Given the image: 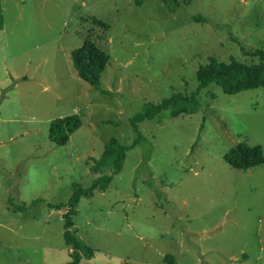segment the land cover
I'll return each instance as SVG.
<instances>
[{
    "label": "rangeland",
    "instance_id": "obj_1",
    "mask_svg": "<svg viewBox=\"0 0 264 264\" xmlns=\"http://www.w3.org/2000/svg\"><path fill=\"white\" fill-rule=\"evenodd\" d=\"M0 264H62L61 210L103 144L129 145L144 102L196 88L209 57L257 63L264 0H0ZM108 56L100 93L69 52L84 40ZM191 114L139 122L103 191L80 197L71 230L91 249L81 264H264V86L225 94L209 85ZM80 126L64 145L49 121ZM201 126V127H200ZM263 162L229 167L238 142ZM108 173L107 169L103 170ZM50 205V206H49ZM172 258L170 263L167 257Z\"/></svg>",
    "mask_w": 264,
    "mask_h": 264
},
{
    "label": "trees",
    "instance_id": "obj_2",
    "mask_svg": "<svg viewBox=\"0 0 264 264\" xmlns=\"http://www.w3.org/2000/svg\"><path fill=\"white\" fill-rule=\"evenodd\" d=\"M1 21L0 7V26ZM252 54L257 56V63H243L232 57L224 62L209 57L207 62L198 65L195 70L196 88L194 91L190 93L173 92L156 103L144 102L141 108L128 118V125L136 135L129 145L120 144L114 137L104 142L98 157L92 159L88 166L91 173L99 175L84 187L79 183H72L70 194L64 203L49 205L61 210L62 240L64 245L70 249L67 261L62 264H81L82 259L87 260L92 256V249L78 237L74 230H71L73 223L70 216L75 214V207L80 197H91L94 190L103 191L108 186L112 176L121 169L125 152L143 140L137 124L154 117L160 119L163 110H167L171 117L195 112L198 106V91L209 85L219 87L225 94H234L264 86V50L255 49ZM69 56L71 65L81 80L100 93L107 92L99 85L100 73L108 62L105 52L86 39L79 47L71 49ZM80 124L79 116L74 113L53 118L48 124L47 138L54 145H64L68 141L69 134L75 131ZM223 160L231 168L247 170L261 164L263 154L259 145H248L241 141L224 153ZM104 169L109 172L104 173ZM165 257L173 263L171 257Z\"/></svg>",
    "mask_w": 264,
    "mask_h": 264
}]
</instances>
